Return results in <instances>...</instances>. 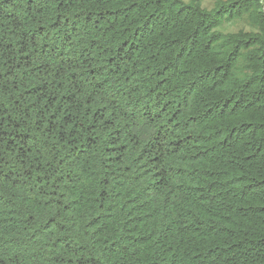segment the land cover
I'll return each mask as SVG.
<instances>
[{
    "label": "trees",
    "instance_id": "16d2710c",
    "mask_svg": "<svg viewBox=\"0 0 264 264\" xmlns=\"http://www.w3.org/2000/svg\"><path fill=\"white\" fill-rule=\"evenodd\" d=\"M260 2L0 0V264H264Z\"/></svg>",
    "mask_w": 264,
    "mask_h": 264
},
{
    "label": "rangeland",
    "instance_id": "374dc122",
    "mask_svg": "<svg viewBox=\"0 0 264 264\" xmlns=\"http://www.w3.org/2000/svg\"><path fill=\"white\" fill-rule=\"evenodd\" d=\"M218 1L225 2L227 0H183L184 3L198 2L200 3L201 7L206 10H211ZM260 3L264 12V0H261ZM250 30L251 28L249 27L247 20H242L224 24L221 32H223V34H230L237 33L238 31L248 32Z\"/></svg>",
    "mask_w": 264,
    "mask_h": 264
}]
</instances>
